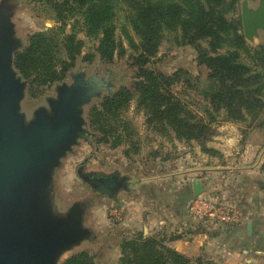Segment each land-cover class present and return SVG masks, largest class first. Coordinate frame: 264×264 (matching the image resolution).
Returning a JSON list of instances; mask_svg holds the SVG:
<instances>
[{"label": "rangeland", "instance_id": "obj_1", "mask_svg": "<svg viewBox=\"0 0 264 264\" xmlns=\"http://www.w3.org/2000/svg\"><path fill=\"white\" fill-rule=\"evenodd\" d=\"M225 1L229 3L231 0ZM247 1L252 9H256L260 4V0ZM241 2L242 0H235L230 6L224 4L221 10L228 20L236 19L240 22L238 32L243 35L244 47L224 42L222 46L212 49L209 39L199 40L197 46L182 45L179 31H166L162 34L157 53L147 65L166 75L182 70L179 80H176L169 90L174 99L184 105L187 117L207 128V139L199 142L179 137L163 122H150L137 97L132 98L126 107L114 111L113 114L103 112L101 104L105 97L112 96L121 86L130 87L138 80L132 59L139 53L137 46L140 38L126 19L129 9L124 0H117L110 21L116 47L109 61L102 60L97 51L103 34L100 28L87 22V7L73 5L60 12L55 0H0V12L8 15L13 24L14 36L20 41L13 55V66L17 75L25 82L20 111L24 113L27 121L33 117L38 107L47 108V99L56 96L58 86L71 83L74 74L82 73L84 78L96 76L103 85L99 94L82 106L83 127L88 136L79 139L72 149L60 158L59 165L53 170L51 195L54 209L63 214L73 204H77L82 208V225L89 231V236L66 251L58 264H63L67 258L81 251L87 252L94 264H119L122 242L138 233H142L144 237H155L161 244L187 256L186 240L180 242L177 248L173 245L175 240L186 236L176 232L170 235L149 233L146 228L129 236H119L113 225L123 217V194L133 189L136 184L132 178L121 180L120 176L126 164L134 167L158 160H177L180 169L186 170L188 152L193 161H197L198 156L202 158L201 165L205 171L204 175L202 173L191 180L192 185L193 182L199 181L203 190L198 195L193 194L186 204V210L193 198L200 197L210 204L216 201L224 203L238 218V221L226 226H221L216 221L209 222L214 228L228 231L224 234L226 236H219L224 246H236L238 254L221 264H264V224L256 225L261 236H252V230L248 232L244 228L246 221L255 216L259 218L258 221L260 218L264 219L262 210L260 209L261 213H256L258 209L253 207L254 204L262 205L264 197V76L259 82L261 90L257 95L261 106L253 109L252 114L243 109L242 120L232 119L225 108L215 109L203 94L210 84L207 79L209 70L205 66H198L196 62L200 50H205L210 55L237 52L238 60L248 66L251 73L263 72V65L257 61L255 53L256 50L264 48V30H258L251 41L244 37ZM37 32L45 33L51 42L50 64L56 78L46 82L42 81L38 72L32 71L30 76H25L15 65L16 54L27 48L29 37ZM68 36H73L74 40L80 43V53L74 60H70L66 53L65 40ZM98 113L103 114V122H100L110 126L112 130L106 143L97 142L102 136L98 126L100 122L96 120ZM217 142L225 145L222 154L214 147ZM253 142L257 144L254 148L250 147L251 152H248L247 144ZM198 149L201 152L199 155ZM110 155H113L115 162L109 159ZM119 157L125 162L123 167H119ZM254 168L256 173H251ZM91 174L112 175L120 179L124 186L115 189L112 196H109L98 191L83 178ZM151 193L155 195V187ZM110 203L113 206L108 205ZM93 214L101 220L110 219L111 227L106 230L100 228L92 222ZM186 214L188 216L187 212ZM237 225L243 227L242 234L247 236H228L231 228ZM198 256H203L213 264H219L205 252ZM188 257L195 258L197 255Z\"/></svg>", "mask_w": 264, "mask_h": 264}, {"label": "trees", "instance_id": "obj_2", "mask_svg": "<svg viewBox=\"0 0 264 264\" xmlns=\"http://www.w3.org/2000/svg\"><path fill=\"white\" fill-rule=\"evenodd\" d=\"M225 0H124L129 12L127 20L140 38L137 49L139 53L132 59L136 70V80L130 87L121 86L112 96L104 98L101 106L105 114L126 107L129 101L137 97L139 104L144 107L149 121L163 122L170 126L175 133L185 139L205 141L208 132L204 124H197L187 117L184 105L174 99L169 87L179 80L182 70L166 75L155 71L147 65L157 53L166 31H179L182 45L197 46L199 40L209 39V45L216 49L224 42L244 47L243 35L238 32L240 22L228 20L221 6L229 4ZM60 12L69 6L87 7V22L93 27L100 28L103 37L97 49L102 60L109 61L116 47L113 38V26L110 22L114 15L117 0H55ZM68 36L65 40L66 53L70 60L80 53V43ZM264 48L256 50V59L263 65L262 73H251V69L238 60L237 52L210 55L205 50L197 54L198 66H205L209 72L207 79L209 87L203 92L215 109L225 108L232 119L242 120L243 109L253 113L261 106L257 95L260 94L259 84L264 76ZM51 42L43 32H37L29 37V45L18 52L15 65L25 76L38 72L42 81L56 78L52 71ZM187 74V72H186ZM186 113V115H185ZM96 115V113H95ZM98 122L102 121V113H98ZM95 122V120H94ZM103 122V121H102ZM100 122L98 124L102 136L98 143L109 141L111 128ZM63 264H94L91 256L78 252L65 260ZM119 264H213L203 256L191 258L176 249L161 244L155 237H144L142 233L125 240L121 244Z\"/></svg>", "mask_w": 264, "mask_h": 264}, {"label": "water", "instance_id": "obj_3", "mask_svg": "<svg viewBox=\"0 0 264 264\" xmlns=\"http://www.w3.org/2000/svg\"><path fill=\"white\" fill-rule=\"evenodd\" d=\"M244 37L264 30V0L256 9L241 2ZM13 24L0 12V264H58L61 256L89 236L82 208L73 204L63 214L53 207V170L79 139L86 138L82 106L103 89L96 76L73 75L56 89L27 121L20 111L25 82L13 66L19 47ZM87 180L88 177H83ZM194 194L202 192L193 182ZM252 230L251 221L247 224Z\"/></svg>", "mask_w": 264, "mask_h": 264}, {"label": "crops", "instance_id": "obj_4", "mask_svg": "<svg viewBox=\"0 0 264 264\" xmlns=\"http://www.w3.org/2000/svg\"><path fill=\"white\" fill-rule=\"evenodd\" d=\"M262 139H264V133H262ZM256 144V142L247 144L248 152H251L250 147L254 148ZM224 146V143L217 142L214 147L222 154ZM199 153L201 154L200 149H198V155ZM112 156L110 155L109 159L115 162L116 160ZM197 158V161H193L190 152L186 154V170L180 169L177 160H158L157 162L152 161L148 165L134 167L126 164L120 178L121 180L132 178L136 184L133 189H129L126 194H123L125 198L121 208L123 217L121 221L113 225L118 235L129 236L135 232L143 231L144 228L149 233L160 232L170 235V233L176 232L186 237L175 240L173 242L174 247H179L180 242L186 240L187 256H198L205 252L219 264L232 259L234 254H238L236 246L226 247L219 238V236H226L224 234L228 231L214 228L208 221L191 220L186 214V204L194 194L192 193L191 180L205 171L201 165L202 158L200 156ZM118 160L119 167H123L122 164L125 162L121 161L120 157ZM256 168L251 170V173H256ZM154 187L155 195L151 193ZM112 203L108 205L113 206ZM253 207L258 209L256 213L260 212L261 209L262 214H264V197L262 205L255 206L254 204ZM94 215H92L94 218L92 222H95L100 228L103 227L106 230L107 227H111L110 219L101 220ZM257 219L259 218L255 216L253 219L247 220L244 227L245 231H248L247 224L251 221L252 236H261L256 225L263 226L264 219L260 218L259 221ZM242 230L243 227L238 225L232 227L228 236H247L242 234Z\"/></svg>", "mask_w": 264, "mask_h": 264}, {"label": "built area", "instance_id": "obj_5", "mask_svg": "<svg viewBox=\"0 0 264 264\" xmlns=\"http://www.w3.org/2000/svg\"><path fill=\"white\" fill-rule=\"evenodd\" d=\"M186 212L192 219L199 220L201 222H218L221 226H226L229 223L233 224L237 219L236 214H232V209H229L224 203L216 201L214 204H210L203 198L196 197L189 203Z\"/></svg>", "mask_w": 264, "mask_h": 264}, {"label": "flooded vegetation", "instance_id": "obj_6", "mask_svg": "<svg viewBox=\"0 0 264 264\" xmlns=\"http://www.w3.org/2000/svg\"><path fill=\"white\" fill-rule=\"evenodd\" d=\"M86 177V176H85ZM91 186L96 188L98 191L105 192L109 196H112V191L120 188L123 185L120 179H116L112 175H95L91 174L86 180Z\"/></svg>", "mask_w": 264, "mask_h": 264}]
</instances>
